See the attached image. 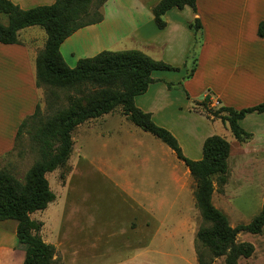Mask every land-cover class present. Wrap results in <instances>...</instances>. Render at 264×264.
Here are the masks:
<instances>
[{"label": "rangeland", "instance_id": "1", "mask_svg": "<svg viewBox=\"0 0 264 264\" xmlns=\"http://www.w3.org/2000/svg\"><path fill=\"white\" fill-rule=\"evenodd\" d=\"M150 1L153 10L161 0ZM104 5L99 9L104 19L101 25L63 45L64 62L74 68L78 60L103 51L136 50L177 68L154 73V83L135 98V104L172 133L190 160L202 158L204 138L218 136L229 144L226 182L213 179L212 203L230 227L248 224L264 205V114L247 115L238 123L249 135L238 141L228 123L211 117L210 113L225 105L210 92L222 91L237 110L254 106L263 95H253L248 84L239 80L236 87L229 85L234 70H210L202 63L198 76L184 79L195 59L198 68L200 40L192 44V59L188 61L187 56L185 60L190 31L156 29L152 10L133 7L129 0L109 3L103 14ZM92 6L97 8V2ZM173 13L171 19L179 27L189 19L188 11ZM0 21L6 22L3 17ZM40 32L43 43L46 34ZM185 83H189L187 88ZM38 94L39 121L68 107L62 89L40 87ZM206 95L209 101H203ZM220 116L226 118L227 113ZM33 132L28 123L13 150L0 157V170L21 183L38 161ZM71 139L67 160L46 174L55 200L30 216L42 223L40 236L54 249L51 264H198L196 235L204 222L195 205V182L166 145L132 125L120 108L77 126ZM14 238L17 242L15 223H0V242ZM233 244L252 248L250 256H240L234 264H264V226L258 234L238 233ZM24 250L17 243L15 252L0 258V264H21ZM200 254L206 264H226L227 256H216L206 247L200 248Z\"/></svg>", "mask_w": 264, "mask_h": 264}, {"label": "trees", "instance_id": "2", "mask_svg": "<svg viewBox=\"0 0 264 264\" xmlns=\"http://www.w3.org/2000/svg\"><path fill=\"white\" fill-rule=\"evenodd\" d=\"M94 1L97 8L92 6ZM106 1L55 0L50 6L21 10L8 0H0V18L7 22L4 25L0 21V44H17L18 32L25 28L39 27L44 30L47 39L36 58V86L64 90L68 103L67 108L56 111L44 122L37 120V107L34 114L21 123L16 141L21 130L30 123L34 129L31 140L38 152V161L29 170L24 183L0 170V223H15L17 243L25 247L22 264L52 263L54 249L40 236L43 225L30 216L45 210L55 200L46 174L61 167L69 157L71 133L77 126L111 114L118 108L132 125L166 145L193 178L195 205L204 222L196 235L198 264H206L200 254L201 247L208 248L216 256H227L226 264H234L240 256H250L252 248L249 245L234 246L233 241L240 232L260 233L264 226V205L248 224L232 228L227 217L212 203L213 179L217 178L220 184L226 182L229 144L218 136L208 137L202 146V158L190 160L183 155L172 133L156 125L151 114L143 112L135 104V98L145 94L154 83V73L178 69L136 50L103 51L94 57L80 59L74 68H69L64 62L60 54L61 44L78 30L101 23L103 16L99 9ZM184 7L195 13L196 0H161L152 10L157 29L165 28L163 17L166 12ZM188 27L194 35L193 44L201 41L200 20L195 18ZM258 36L264 38V24L259 25ZM194 47L190 50L188 61L193 57ZM196 61L184 79L192 78ZM203 101H209V96L206 95ZM82 103L84 106H80ZM221 112H226L227 117L220 116ZM250 114H264V102L239 110L222 106L210 113L211 117L228 123L232 136L238 141L249 136L238 123Z\"/></svg>", "mask_w": 264, "mask_h": 264}, {"label": "crops", "instance_id": "3", "mask_svg": "<svg viewBox=\"0 0 264 264\" xmlns=\"http://www.w3.org/2000/svg\"><path fill=\"white\" fill-rule=\"evenodd\" d=\"M8 1L21 10L50 6L55 2V0ZM129 1L133 7L148 10H152L154 5L150 0ZM109 3L117 5L118 0H108L103 7V14ZM174 11L181 14L183 11L189 13V19L182 21L180 27L178 22H173L171 19L170 14H174ZM175 16L178 18L180 15L175 14ZM163 18L166 26L162 31L177 32L181 29L190 31L187 33L189 39L191 36V42L189 41V45L184 50L185 60L194 42L193 32L188 25L195 18L201 22L202 40L198 68L195 66V72L190 80L198 76L199 63L204 64L206 69L210 70H234L228 77V84L231 83L232 87H236L239 83L237 80L248 84V89L250 88L252 93H255L253 95H263L256 104L264 102V38L258 36V27L264 24V0H196L195 13L189 7H184L182 10L173 8L166 12ZM2 24L7 25V22ZM97 25L80 29L67 38L60 46L61 56V49L65 43L68 44L84 30H95ZM40 30L44 31L39 27L25 28L18 32L17 44H0V157L13 150L21 123L32 116L37 107L39 94L36 86V58L38 53L44 49L47 39L46 36L42 43ZM244 76L247 79H243ZM184 85L187 88L189 83ZM221 92L214 90L210 93L214 94L225 106H230L224 93ZM138 108L142 110V107ZM146 113L152 116V113L148 111ZM205 139L201 142L202 146ZM16 244L15 238L8 243L0 242V258H8L9 254H13Z\"/></svg>", "mask_w": 264, "mask_h": 264}]
</instances>
